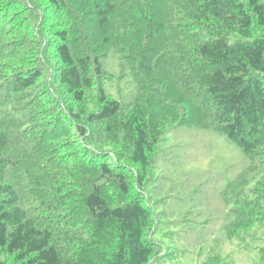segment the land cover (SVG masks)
<instances>
[{
  "label": "trees",
  "instance_id": "1",
  "mask_svg": "<svg viewBox=\"0 0 264 264\" xmlns=\"http://www.w3.org/2000/svg\"><path fill=\"white\" fill-rule=\"evenodd\" d=\"M111 54L126 101L103 86ZM177 128L245 159L219 240L149 202ZM234 242L264 264V0H0V264H186L197 244L235 264Z\"/></svg>",
  "mask_w": 264,
  "mask_h": 264
},
{
  "label": "rangeland",
  "instance_id": "2",
  "mask_svg": "<svg viewBox=\"0 0 264 264\" xmlns=\"http://www.w3.org/2000/svg\"><path fill=\"white\" fill-rule=\"evenodd\" d=\"M101 63L111 75L103 82L105 91L118 101L128 100L134 83L129 76H124L126 69L120 59L111 54ZM159 150L152 180L145 187L159 221L167 223L183 219L184 224L198 225V230L186 232L185 238L190 242L195 237L219 240L227 208L221 193L226 184L246 168L242 153L219 132L198 128L170 131ZM229 246L226 251L233 250L235 264H254L253 252L243 255L247 250H241L237 242ZM199 249L200 244L188 247L183 262L200 264L204 254L197 255ZM178 260L173 259L168 264H180Z\"/></svg>",
  "mask_w": 264,
  "mask_h": 264
}]
</instances>
